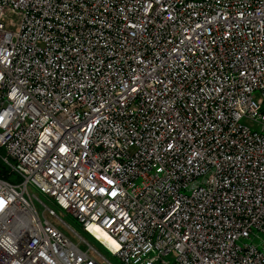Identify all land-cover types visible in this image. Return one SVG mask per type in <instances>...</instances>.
I'll return each instance as SVG.
<instances>
[{
  "label": "built area",
  "instance_id": "1",
  "mask_svg": "<svg viewBox=\"0 0 264 264\" xmlns=\"http://www.w3.org/2000/svg\"><path fill=\"white\" fill-rule=\"evenodd\" d=\"M0 160V264H264V0H0Z\"/></svg>",
  "mask_w": 264,
  "mask_h": 264
},
{
  "label": "rangeland",
  "instance_id": "2",
  "mask_svg": "<svg viewBox=\"0 0 264 264\" xmlns=\"http://www.w3.org/2000/svg\"><path fill=\"white\" fill-rule=\"evenodd\" d=\"M14 180H16L15 177H13ZM27 190H28V193L31 195V194H34L36 195L44 204H46L47 206H50V207H54V202L51 200V198L46 195V194H43L41 193L39 190H37L35 187L33 186H28L27 187ZM35 205L37 206V204L35 203ZM41 207V206H39ZM55 211L57 213V215L62 219L64 220L65 222H67L68 224H70L75 230L77 229L80 234L84 235L89 242L92 243V245L94 247H96L100 252H102L104 254V256L112 263V264H123L121 263L116 257H113L111 256L110 254L106 253V251L104 249H102V247L96 243V241L92 240L91 238H89L87 235H85L84 233H82L78 226H77V223L76 221L71 218L70 216H68L65 212L55 208ZM70 235V234H69ZM71 236V235H70ZM93 255V254H92ZM94 258H97L95 255H93ZM168 259V257H167ZM105 264V263H103Z\"/></svg>",
  "mask_w": 264,
  "mask_h": 264
},
{
  "label": "trees",
  "instance_id": "3",
  "mask_svg": "<svg viewBox=\"0 0 264 264\" xmlns=\"http://www.w3.org/2000/svg\"><path fill=\"white\" fill-rule=\"evenodd\" d=\"M13 177H15L16 180H14ZM0 178L6 179L7 181H11V182H15V181L19 180V177L17 175H15L11 171V169L1 160H0ZM77 226H78V228L80 230V227H79L78 224H77ZM82 233H84V232H82ZM84 234L87 235L89 238H91L93 240V238L91 236H89L87 233H84Z\"/></svg>",
  "mask_w": 264,
  "mask_h": 264
},
{
  "label": "bare ground",
  "instance_id": "4",
  "mask_svg": "<svg viewBox=\"0 0 264 264\" xmlns=\"http://www.w3.org/2000/svg\"><path fill=\"white\" fill-rule=\"evenodd\" d=\"M98 237L101 238L102 240H104L105 242H108L110 244H113L112 240L109 238V236H107L106 234L102 233L101 231H99L97 233Z\"/></svg>",
  "mask_w": 264,
  "mask_h": 264
}]
</instances>
